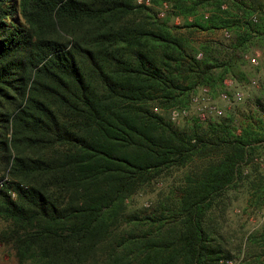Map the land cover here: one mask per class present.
<instances>
[{
  "label": "trees",
  "instance_id": "obj_1",
  "mask_svg": "<svg viewBox=\"0 0 264 264\" xmlns=\"http://www.w3.org/2000/svg\"><path fill=\"white\" fill-rule=\"evenodd\" d=\"M140 1L0 0V246L16 264H218L230 258L213 216L225 192L248 180L250 203H264V118L235 132L230 116H166L199 86L245 80L238 60L264 36V8ZM181 29L234 38L222 52ZM176 171L160 199L129 207Z\"/></svg>",
  "mask_w": 264,
  "mask_h": 264
},
{
  "label": "rangeland",
  "instance_id": "obj_2",
  "mask_svg": "<svg viewBox=\"0 0 264 264\" xmlns=\"http://www.w3.org/2000/svg\"><path fill=\"white\" fill-rule=\"evenodd\" d=\"M259 1L260 5L264 8L263 0ZM138 3V0H136ZM165 9V5H163ZM163 9L158 13V17L163 15ZM191 18L188 19V21ZM170 23L175 25H181L182 20L180 18H173ZM224 32L228 34V37H224ZM178 34L182 35L191 45L197 46L203 41L214 43L216 46L223 47L222 52H227L225 48L232 42L234 35L231 31L214 30L211 32L206 31H193V30H178ZM264 45V36L256 37L251 40L247 48L241 54L240 70L245 75V80H238V75L233 78L237 83H242L244 86V101L238 106L226 111L225 116H230L232 119V125L235 132H239L241 125L244 124L245 119L248 117L256 118V110L264 112V88L259 86L258 88H251L247 85V80L250 77H256L259 69L264 68V56L261 58L259 67L252 69L243 60V55L249 53L254 48H261ZM221 50V49H220ZM220 52L219 58H224L223 53ZM200 58V54L196 56ZM230 78V77H225ZM224 78V79H225ZM232 79V78H231ZM200 87V86H199ZM260 115V114H259ZM168 117V111L166 113ZM195 118L188 117L182 119L179 122L173 123L175 126H181L186 122H189ZM196 120V119H195ZM198 123H202L197 120ZM255 165H258L260 169L264 167V155L260 158ZM253 166H249L244 169V172H249L251 176L254 175ZM181 172H173L169 177L162 178L150 183L148 186L143 187L135 194L129 201V207L138 209L140 207H146L150 202L155 199H160L166 190V185L172 184L180 180ZM248 180H243L236 188L228 189L224 196L219 201L216 210L213 213L216 224L219 226V230L226 240L225 248L229 252L230 258L236 260L237 264H264V219L260 218L259 207H255L254 203L249 201V191L247 190ZM2 223L0 222V228ZM254 236L255 241H248V236ZM257 255L259 263H253L251 257ZM222 259V258H221ZM0 264H16V260L11 251H7L0 246Z\"/></svg>",
  "mask_w": 264,
  "mask_h": 264
},
{
  "label": "built area",
  "instance_id": "obj_3",
  "mask_svg": "<svg viewBox=\"0 0 264 264\" xmlns=\"http://www.w3.org/2000/svg\"><path fill=\"white\" fill-rule=\"evenodd\" d=\"M141 1L138 0V3ZM147 4V1L144 2ZM264 3V0H263ZM255 22V16L250 18ZM224 37L228 34L224 32ZM264 56V45L261 48H254L249 53L243 55V60L246 64L255 69L259 67L260 60ZM247 85L251 88H264V68L259 69L256 77H250L247 80ZM245 85L237 83L231 78H225L222 81V87L214 95L210 92L208 87L200 86L193 92L184 106L172 107L168 110L169 121L176 123L182 119L193 117L196 120L203 122L208 118L224 117L227 110L238 106L244 101L243 88ZM261 118H264V112L258 111ZM8 182L7 174L0 176V188ZM13 197V194H10ZM260 218L264 219V203L260 206ZM218 264H237L236 260L231 258H222Z\"/></svg>",
  "mask_w": 264,
  "mask_h": 264
}]
</instances>
